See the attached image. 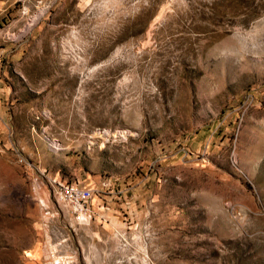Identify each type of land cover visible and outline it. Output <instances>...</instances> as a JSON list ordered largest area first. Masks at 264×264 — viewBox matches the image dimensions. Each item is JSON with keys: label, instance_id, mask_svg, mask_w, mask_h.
<instances>
[{"label": "rangeland", "instance_id": "1", "mask_svg": "<svg viewBox=\"0 0 264 264\" xmlns=\"http://www.w3.org/2000/svg\"><path fill=\"white\" fill-rule=\"evenodd\" d=\"M0 264H264V0H0Z\"/></svg>", "mask_w": 264, "mask_h": 264}, {"label": "built area", "instance_id": "2", "mask_svg": "<svg viewBox=\"0 0 264 264\" xmlns=\"http://www.w3.org/2000/svg\"><path fill=\"white\" fill-rule=\"evenodd\" d=\"M18 160L25 162L24 164H26L27 167L33 166L30 161L21 155L18 156ZM36 168L38 169V176H45L48 178L56 199L67 203L78 221H87L91 218L93 213L91 204L94 193L92 187L80 184L78 181L74 180H67L57 176H47L44 169L39 167ZM38 187L39 186L34 185L32 192L39 202L44 214L49 217L53 215V211L51 210L47 199L41 194Z\"/></svg>", "mask_w": 264, "mask_h": 264}, {"label": "snow or ice", "instance_id": "3", "mask_svg": "<svg viewBox=\"0 0 264 264\" xmlns=\"http://www.w3.org/2000/svg\"><path fill=\"white\" fill-rule=\"evenodd\" d=\"M30 255V254H29Z\"/></svg>", "mask_w": 264, "mask_h": 264}]
</instances>
